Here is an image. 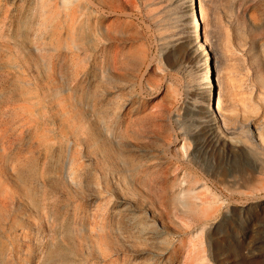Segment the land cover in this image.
I'll return each mask as SVG.
<instances>
[{"label":"rangeland","instance_id":"1","mask_svg":"<svg viewBox=\"0 0 264 264\" xmlns=\"http://www.w3.org/2000/svg\"><path fill=\"white\" fill-rule=\"evenodd\" d=\"M69 1L72 0H65L66 3ZM80 1L89 4L94 15L98 13L99 19L115 15V27L103 29L98 21H90L89 25L79 22L73 29L70 30L66 26L60 34H55L51 27L46 28L41 24V0H19L14 6L0 0V35L4 36L0 42V116L5 119L8 117L12 123V131L14 130V134L11 131L8 139L1 137L0 151L6 153V156L8 154L7 158L16 156L19 151L30 153L29 142L34 132L32 114L36 105L43 108L45 121H48L47 118L51 114L48 111L51 108L62 105L72 111L71 114L65 115L66 119L71 120V129L65 125L59 113L55 118L57 125H52V136L61 149L51 160L56 167L53 176L61 174L63 180H53L51 183L50 179L47 183L44 182L41 180L40 170L34 165L30 166L33 161L25 163L19 169L24 174L22 176L17 173L21 178H11L6 168L7 158L4 159V168L7 171L3 169L0 172V178H3V181L0 179V185L6 187L8 193L6 196H0V235L5 232L12 234L15 228L22 226L28 227L30 232L29 237L17 239L18 250L25 252V256L16 258L14 264H264V141L260 139L257 128L264 126V0H199L204 13L206 46L211 55L210 62L213 63L214 93L216 96L220 94L223 101L217 112L219 116L221 113L229 118L231 116L230 122H239L243 131L247 130L244 126L246 120H249L248 135L254 139L258 149L251 148L240 140L242 135L238 132L234 133L233 137L239 139L238 141L220 137L214 129V122L210 121L203 75L204 59L193 36L189 0ZM84 19L85 16H82L81 21ZM22 22L26 26L22 25ZM3 24L6 25L3 27ZM20 27L22 30L18 29L19 36L16 39L19 38L22 43H11L10 34L14 28ZM24 36L29 40L26 39L25 42ZM7 39L9 47L6 46ZM26 60L29 61L27 64H31L26 65ZM30 60L38 62V65ZM9 65L20 69L17 68L14 72ZM20 78H23L24 82L20 81ZM39 78L41 79L38 81ZM25 80L31 84L28 85ZM120 85L126 87L120 88ZM52 99L54 101H51ZM14 100L24 105L13 111L18 112V117L8 111L14 108L6 107L13 106ZM8 101H11V104ZM127 103L147 107L152 113L146 124L132 128L134 134L129 138L119 131L117 133V125H121L123 117L118 114ZM73 124L78 128L77 131L74 130L76 133L72 131L76 128ZM103 125L109 133L107 137L101 135ZM58 130L60 132H57ZM113 134L119 135L118 142L112 140ZM73 147L78 150L83 147L82 151L79 150L81 155L87 151L86 154L91 156L90 158L93 157L95 165L90 164L93 168L87 163L81 171V179L89 182L86 189L70 184L72 178L67 176L68 167L65 163ZM156 148H161L166 158L164 169L148 158L147 153L152 149L157 151ZM31 154L34 156L36 152ZM160 156L162 158V155ZM152 166L159 168L154 170ZM160 169L162 171L159 172ZM225 169L231 170L233 175L230 177L225 174ZM131 175L144 180L147 189L153 186V189H148L149 196L152 200L155 197L153 201L163 210L164 218L170 216L176 220L177 232L171 229L166 233H159L146 213L138 209L133 212L130 208L117 204V187L128 192L141 190L130 181ZM149 182L153 184L150 186ZM7 183L14 185L13 187H16L17 183V187L25 183L33 184L38 188L39 195L44 196V205L50 212H43L42 216H30L32 220L29 222L23 220L20 215L25 214L26 210L17 204L23 196L18 194V198L16 193L12 196L10 185H6ZM156 184L158 187H155ZM94 193L101 195V201L104 197L106 200L104 198L102 202L93 204ZM93 212H96L97 214H94L97 216ZM178 215H181L184 222L179 220ZM17 219H21V222ZM48 224L52 228L48 227ZM198 231H201L202 240L199 253L202 257L201 263L193 261V251H187L189 235ZM59 234L63 239L57 236ZM55 239H58L59 243ZM156 247H161L165 252L161 258L152 253ZM56 248L58 251L55 250L57 252L54 253ZM50 252L55 256H51Z\"/></svg>","mask_w":264,"mask_h":264},{"label":"bare ground","instance_id":"2","mask_svg":"<svg viewBox=\"0 0 264 264\" xmlns=\"http://www.w3.org/2000/svg\"><path fill=\"white\" fill-rule=\"evenodd\" d=\"M5 1V3L6 4H8V5H17V3L19 2V0H4ZM95 1V0H94ZM32 2V1H31ZM65 2V0H41V2H40V11H41V15H42V20L40 19V21H41V24L43 25V26H45L46 28H48V27H51L53 30H54V32H55V34H60L61 33V30H62V28H64V27H68V29H73L74 27H75V25L77 24V23H79V22H81L82 24H84V25H89V23H90V21H92V22H94V23H96V21H98L101 25H102V27H103V29H111V28H113V27H115V25H116V20H115V15H110V16H105L104 18H102V19H99V15H98V13L96 12V15H94V11L93 10H91V8L88 6V5H86V4H83L80 0H72V1H69L68 3H66ZM94 3V2H93ZM92 3V4H93ZM114 3H115V1H114ZM20 5H22V4H20ZM93 5H95V3L93 4ZM115 5V4H114ZM113 6V5H112ZM95 7H96V5H95ZM116 7H117V5H116ZM7 8H9V7H7ZM19 8V7H18ZM17 8V9H18ZM189 8H190V16H191V22H192V28H193V33H194V39H195V41H196V43H197V48H198V51L200 52V54L201 55H203V59H204V66H205V72H204V78H205V80H204V84H205V87H206V96L208 97V99H207V108L209 109V111H210V121H212V122H214V129L215 130H217V132L219 133V135H220V137H223V138H228L229 140L231 139V141H233V137H234V133H236V132H238V133H240L242 136V139L240 138V140H242V141H244L248 146H250L251 148H254V149H258V147H257V145H256V143L254 142V139L251 137V136H249L248 135V127H249V120H246V124H245V128H247V130H245V131H243V129H242V125L241 124H239V122L238 123H234L233 124V122L231 121L230 122V118H231V116H230V118H229V116H227V115H224L223 113H221V111L219 112V113H221L222 115L221 116H219V114H218V112H217V110L218 109H220V107L222 106V100H221V98H220V94L218 95V96H216V94L214 93V81H213V70H212V65H213V63L212 62H210V58H211V55H210V52H209V50H208V48H207V46H206V42H207V39H206V37L204 36V33H205V25H204V13H203V7L201 6V3H200V1L199 0H189ZM101 9V8H100ZM19 10V9H18ZM27 10V9H26ZM102 10V9H101ZM24 11V10H23ZM28 11V10H27ZM119 12V11H118ZM7 14H8V12H6ZM5 12H4V14H6ZM103 13V12H102ZM22 14V13H21ZM24 14V13H23ZM29 14V13H28ZM108 14V13H107ZM114 14H116V13H114ZM18 15V14H17ZM30 15V14H29ZM100 15H101V13H100ZM82 16H85V19L83 20V21H81V19H82ZM13 17V16H12ZM11 17V18H12ZM18 17V16H17ZM4 18V17H3ZM15 18V17H14ZM25 19V18H24ZM29 19V18H28ZM5 20V19H4ZM7 20V19H6ZM12 20V19H11ZM16 20V19H15ZM30 21V20H29ZM123 21V20H122ZM125 21V20H124ZM7 22V21H6ZM5 22V23H6ZM20 22V21H19ZM25 22V21H24ZM118 22V21H117ZM1 23V22H0ZM4 23V22H3ZM9 23V22H8ZM15 23V22H14ZM18 23V22H17ZM21 23V22H20ZM23 23V22H22ZM26 23H28V22H26ZM120 23H122V22H120ZM19 24V23H18ZM1 25V24H0ZM4 25H6V24H3V27H4ZM21 25V24H20ZM22 25H24V23L22 24ZM30 25V24H29ZM8 26V25H7ZM16 26V25H15ZM24 26H26V25H24ZM23 26V27H24ZM32 26V25H31ZM10 27V26H9ZM17 27V26H16ZM12 28V27H11ZM30 28V27H29ZM34 28H36V27H34ZM13 29V28H12ZM18 29L19 30H22L21 29V27L20 28H14V30L12 31V34H10V39H11V43H13L14 41L15 42H21V40L19 39V38H17L18 40H20V41H18L17 39H16V37L17 36H19V32H18ZM103 29H102V31H103ZM1 30H3V28L1 29ZM24 31H25V29H24ZM32 31V30H31ZM37 31V30H36ZM23 32V31H22ZM105 32V31H104ZM1 33V35H2V32H0ZM4 33V32H3ZM11 33V32H10ZM24 33V32H23ZM30 33V32H29ZM109 33V32H108ZM107 33V34H108ZM5 34H7V35H9L8 33H5ZM1 35H0V42L2 41V38L4 37H1ZM26 35V34H25ZM27 35H28V33H27ZM101 35V34H100ZM103 35V34H102ZM104 35H106V34H104ZM109 36H110V34H108ZM25 37V39H24V41L27 39L26 38V36H24ZM31 37V36H30ZM7 38H9V37H7ZM21 38V37H20ZM28 38H29V36H28ZM100 38V37H99ZM113 39H114V36L112 37ZM22 39V38H21ZM4 40V39H3ZM8 40V39H7ZM6 40V46L7 47H9L8 46V44H9V40L7 41ZM27 40H29V39H27ZM26 40V41H27ZM91 40H93V39H91ZM23 41V42H24ZM25 41V42H26ZM114 41V40H113ZM14 42V43H15ZM38 42V41H37ZM112 42V41H111ZM4 43V42H3ZM22 43V42H21ZM92 43H94V41L92 42ZM102 43V42H101ZM1 44V43H0ZM24 44V43H23ZM22 44V45H23ZM91 44V43H90ZM15 45V44H14ZM26 45H27V43H26ZM93 45V44H92ZM116 45V44H115ZM17 46V45H16ZM1 47V46H0ZM4 47V46H3ZM10 47H11V45H10ZM22 47V46H21ZM23 47H25L24 45H23ZM45 47V46H44ZM91 47V46H90ZM97 47H98V45H97ZM109 47H110V45H109ZM108 47V48H109ZM14 48V47H13ZM16 48V47H15ZM30 48V47H29ZM28 48V49H29ZM32 48V47H31ZM47 48V47H46ZM112 48H113V45H112ZM117 48H118V46H117ZM124 48V47H123ZM11 49V48H10ZM23 49V48H22ZM57 49V48H56ZM113 49H115V48H113ZM14 50V49H13ZM13 50H11V51H13ZM62 50V49H61ZM104 50V49H103ZM123 50V49H122ZM18 51V50H17ZM20 51V50H19ZM29 51H30V49H29ZM36 51V50H35ZM34 51V52H35ZM39 51V50H38ZM65 51V50H64ZM110 51V50H109ZM108 51V52H109ZM129 51V50H128ZM127 51V52H128ZM4 52H6V51H4ZM15 53H16V51H14ZM32 52V54H33V51H30V53ZM37 52V51H36ZM35 52V53H36ZM44 52V51H43ZM53 52V51H52ZM105 52V51H104ZM104 52H103V54H104ZM108 52L106 53V54H108ZM118 53H119V50L117 51ZM122 52V51H121ZM25 53H26V51H25ZM39 53H40V51H39ZM111 53V52H110ZM27 54H28V50H27ZM31 54V55H32ZM42 54V53H41ZM94 54V53H93ZM130 54V53H129ZM132 54V53H131ZM134 54V53H133ZM36 55V54H35ZM47 55H48V53H47ZM105 55V54H104ZM121 55V54H120ZM136 55V54H135ZM2 56V55H1ZM5 56V55H4ZM17 56V55H16ZM37 56V55H36ZM43 56H44V53H43ZM15 57V56H14ZM21 57H23V56H21ZM27 57H28V55H27ZM16 58V57H15ZM3 59V58H2ZM28 59V58H27ZM32 59V58H31ZM35 59V58H34ZM40 59V58H39ZM97 59V58H96ZM130 59V58H129ZM137 59V58H136ZM6 60V59H5ZM8 60V59H7ZM23 60H24V58H23ZM36 60V59H35ZM37 60H38V58H37ZM50 60V59H49ZM107 60V59H106ZM105 60V61H106ZM133 60V59H132ZM13 61H15V60H13ZM30 61H33V60H30ZM52 61V60H51ZM63 61V60H62ZM66 61V60H65ZM138 61V60H137ZM140 61V60H139ZM12 62V61H11ZM27 62H29V61H27L26 60V65H30L31 63H29V64H27ZM34 62V61H33ZM39 62H41V60H39ZM9 63H10V60H9ZM36 63V61L34 62V64ZM38 63V62H37ZM36 63V64H37ZM5 64V63H4ZM6 64H8V63H6ZM11 64H13V63H11ZM21 64V63H20ZM40 64V63H39ZM69 64V63H68ZM2 65V64H1ZM16 65V64H15ZM18 65V64H17ZM38 65V64H37ZM41 65V64H40ZM39 65V66H40ZM53 65V64H52ZM4 66V65H3ZM20 66V65H19ZM22 66H23V64H22ZM39 66H36V67H38L39 68ZM54 66H55V64H54ZM105 66H106V64H105ZM1 67V66H0ZM27 67V66H26ZM31 67V66H30ZM51 67V66H50ZM2 68V67H1ZM9 68H13L12 70H14V72L16 71V70H18V69H20V68H18L17 66H13V65H9ZM18 68V69H17ZM22 68H24V67H22ZM21 68V69H22ZM26 69H28V68H26ZM31 69V68H30ZM70 69V68H69ZM11 70V69H10ZM23 70V69H22ZM29 70V69H28ZM28 70H26V71H28ZM33 70V69H32ZM31 70V71H32ZM7 71V70H6ZM23 71H25V70H23ZM36 71H37V69H36ZM108 71V70H107ZM30 72V71H29ZM34 72V71H33ZM44 72V71H43ZM82 72V71H81ZM10 73V72H9ZM27 73V72H26ZM39 73V72H38ZM106 73V72H105ZM25 74V73H24ZM109 74V73H108ZM30 75V74H29ZM32 75V74H31ZM36 75V74H35ZM35 75H33V76H35ZM46 75V74H45ZM5 76V75H4ZM26 76V75H25ZM50 76V75H49ZM48 76V77H49ZM12 77V76H11ZM20 77V76H19ZM23 77V76H22ZM38 77V76H37ZM42 77V76H41ZM88 77V76H87ZM5 78V77H4ZM50 78H52V76L50 77ZM19 79V78H18ZM21 79V78H20ZM37 79V78H36ZM41 78H39L38 79V81L40 80ZM87 79V78H86ZM111 79V78H110ZM45 80H47V79H45ZM48 80H50V79H48ZM54 80V79H53ZM52 80V81H53ZM84 80V79H83ZM17 81H19V80H17ZM20 81H23L24 82V80H23V78L20 80ZM63 81V80H62ZM3 82V81H2ZM25 82L27 83L28 81H26L25 80ZM34 82H35V80H34ZM33 82V83H34ZM42 82V81H41ZM49 82V81H48ZM51 82V81H50ZM58 82V81H57ZM56 82V83H57ZM83 82V81H82ZM81 82V83H82ZM84 82H85V80H84ZM91 82V81H90ZM8 83V82H7ZM37 83V82H36ZM47 83V82H46ZM60 83V82H59ZM28 85L29 84H31V82H29V83H27ZM43 84V83H42ZM51 84H54V83H51ZM61 84V83H60ZM67 84V83H66ZM86 84V83H85ZM7 85V84H6ZM40 85V84H39ZM46 85V84H45ZM13 86H15V85H13ZM38 86V85H37ZM44 86V85H43ZM42 86V87H43ZM50 86V85H49ZM54 86V85H53ZM59 86V85H58ZM58 86H56V87H58ZM16 87V86H15ZM71 87V86H70ZM120 88H123V87H126V85H120L119 86ZM41 88V87H40ZM74 88V87H73ZM46 89V88H45ZM54 89V88H53ZM107 89V88H106ZM3 90H4V88H3ZM17 90V89H16ZM44 90V89H43ZM47 90V89H46ZM56 90H58V89H56ZM113 90V89H112ZM11 91V90H10ZM30 91V90H29ZM74 92H75V90H73ZM107 91V90H106ZM115 91V90H114ZM7 92H8V90H7ZM42 92V91H41ZM46 92V91H45ZM52 92V91H51ZM1 93V92H0ZM44 93V92H43ZM53 93V92H52ZM63 93H65V92H63ZM104 93V92H103ZM49 94V93H48ZM77 94V93H76ZM108 94V93H107ZM45 95V94H44ZM51 94H49V96H50ZM54 95V94H53ZM63 95V94H62ZM85 95V94H84ZM106 95V94H105ZM109 95H110V93H109ZM109 95H107V97L109 96ZM17 96H18V94H17ZM48 96V95H47ZM55 96V95H54ZM87 96V95H86ZM111 96V95H110ZM73 97V96H72ZM76 97L77 96H75V99H76ZM85 97V96H84ZM88 97V96H87ZM106 97V98H107ZM49 98V97H48ZM51 98V97H50ZM55 98V97H54ZM57 98V97H56ZM62 98H64V97H62ZM66 98V97H65ZM81 98V97H80ZM60 99V98H59ZM59 99H56V100H59ZM83 99V98H82ZM104 99V98H103ZM108 99H109V97H108ZM42 100V99H41ZM47 100V99H46ZM1 101V100H0ZM43 101V100H42ZM51 101H54L53 99L51 100ZM67 101V100H66ZM99 101V100H98ZM98 101H96V102H98ZM102 101V100H101ZM104 101H106V100H104ZM9 102V104H11V101H8ZM14 102H15V100H14ZM58 102H60V101H58ZM86 103V102H85ZM15 104L17 105V106H15ZM15 104L13 105V106H6V107H8V108H14V109H11V110H8V111H11L12 113H14L13 111L15 110V108L17 109V108H20L21 106H24L23 104H19V103H16L15 102ZM60 104V103H59ZM62 104V103H61ZM66 104H67V102H66ZM104 104V103H103ZM133 104V103H132ZM131 103H127L126 104V106H122L123 108H121L120 110H121V112L118 114V115H120L121 114V116H123L122 117V120H121V125L119 126V124L117 125L118 126V130H117V133H118V131L120 132V133H123V135H124V137H130V136H132L134 133H132L133 132V130H132V128H134V127H137V126H140V125H144V124H146V121H148V119L150 118V115L152 114V113H150V111L148 110V108L147 107H144V106H139V105H135V103L132 105ZM4 105V104H3ZM54 105V104H53ZM64 105V104H63ZM68 105H69V103H68ZM43 106V105H42ZM55 106H57V104L55 105ZM70 106V105H69ZM92 106V102H91V104H90V107ZM100 106V105H99ZM41 107V106H40ZM38 108L37 107V105H36V108L33 110V123L32 124H34V132H33V134H32V138H31V141L29 142L30 143V145H29V152L30 153H28V152H24V151H19L18 153H16V156H12V157H8L7 158V156H8V154H7V156H6V153L4 154V153H2V151H0V172L3 170V169H8V171H9V173L8 174H10V176H11V178H13L14 177V179H15V176L16 177H18V178H21V177H19L20 175H18L17 173H20V174H22L21 172H20V168H22L24 165H25V163H29L30 161H33V164H32V162H31V164H30V166L32 165H34L38 170H40V173H41V180H43L44 182H48L50 179H51V183H52V181L53 180H56V182H57V180H63L64 178H62V176H61V174L60 175H57L56 174V176L54 177L53 175L55 174L54 172H55V170H56V167L53 165V163H52V158L54 157V155H57L59 152H61V149L59 148V144H57L56 143V141L54 140L55 139V137H53L52 135H53V130H54V128L52 127V125H53V123H55L56 124V121H55V118H56V116H58V113L59 114H61V118L64 120L63 122L65 123V125L69 128V129H71V120L70 119H66V117H65V115H68V114H71V112H70V110L69 109H67V108H65L64 106H57V107H54V108H51V109H49V111H48V113L50 112L51 114L49 115V118H47V117H45V119L47 118V120L48 121H45V120H43V117H44V115H43V108L41 107V108ZM47 107V106H46ZM59 107V108H58ZM68 107V106H67ZM89 107V108H90ZM98 107V106H97ZM97 107H96V110H97ZM102 107V106H101ZM107 107V106H106ZM22 108V107H21ZM104 108V107H103ZM116 108H117V106H116ZM78 109V108H77ZM105 110H106V108H104ZM109 109V108H108ZM118 109V108H117ZM73 110V109H72ZM91 110V109H90ZM7 111V112H8ZM98 111H99V109H98ZM97 111V112H98ZM109 111V110H108ZM10 112V113H11ZM90 112H92V111H90ZM105 112V111H104ZM11 113V114H12ZM96 113V112H95ZM99 113H100V111H99ZM107 113V112H106ZM15 115H16V117H18V112L16 111L15 113H14ZM45 114H47V113H45ZM73 114V113H72ZM98 114V113H97ZM96 114V115H97ZM13 115V114H12ZM21 115V114H20ZM89 115V114H88ZM93 115H94V113H93ZM92 115V116H93ZM99 115V114H98ZM97 115V116H98ZM104 115H105V113H104ZM47 116V115H46ZM73 116H75V115H73ZM95 116V115H94ZM86 117V116H85ZM88 117V116H87ZM99 117V116H98ZM110 117V116H109ZM119 117V116H118ZM153 117V116H152ZM28 118V117H27ZM94 118H96V117H94ZM76 119H77V116H76ZM89 119H91V118H89ZM88 119V120H89ZM99 119H101V118H99ZM155 119V118H154ZM73 120V119H72ZM75 120V119H74ZM79 120V119H78ZM92 120V119H91ZM93 120H95V119H93ZM92 120V121H93ZM108 120V119H107ZM151 120V119H150ZM60 121V120H59ZM83 121H85V120H83ZM106 121V120H105ZM154 121V120H153ZM30 122V121H29ZM86 122V121H85ZM90 122V121H89ZM98 122V121H97ZM31 123V122H30ZM80 123V122H79ZM107 123V122H106ZM119 123V122H118ZM54 124V125H55ZM86 124V123H85ZM98 124H99V122H98ZM233 124V125H232ZM57 125V124H56ZM55 125V126H56ZM87 125H88V121H87ZM11 126H12V123L9 121V119H8V117H7V119H5V117H1L0 116V139H1V137H3V138H9V136H10V132L12 131V128H11ZM32 126V125H31ZM73 126L74 127H76V124H73ZM79 126V125H78ZM81 126V125H80ZM73 127V128H74ZM86 127V126H85ZM84 127V128H85ZM97 127V126H96ZM95 127V128H96ZM101 127V126H100ZM99 127V128H100ZM83 127H82V129H84ZM105 125H103V129H101L100 131H102L101 132V135L102 136H106L107 137V135H109V133L105 130ZM113 128H115V126L113 127ZM258 128V135H259V137H260V139H262L263 141H264V132H263V130H264V126H259V127H257ZM81 129V130H82ZM229 129H230V131H229ZM77 131L78 130V128L76 127V128H74V129H72V131L74 132V133H76L75 131ZM97 130V129H96ZM14 131V130H13ZM13 131H12V133H13ZM90 130H88V132H89ZM52 132V133H51ZM57 132H60V130H58ZM83 131H81V133H82ZM79 133V132H78ZM84 133V132H83ZM97 133H98V131H97ZM14 134V133H13ZM29 134H30V132H29ZM66 134V133H65ZM70 133L68 132V135H69ZM73 134V133H72ZM80 134V133H79ZM86 134V133H85ZM112 134V133H111ZM229 134V135H228ZM231 134V135H230ZM28 135V134H27ZM57 135V134H56ZM89 135V134H88ZM58 136V135H57ZM119 135H117V134H113L112 135V140H114V141H119L118 140V137ZM93 137V136H92ZM63 139V138H62ZM76 139V138H75ZM107 139V138H106ZM109 139H110V137H109ZM126 139V138H125ZM11 140V139H10ZM77 141H78V139H76ZM80 140V139H79ZM93 140V139H92ZM105 140V139H104ZM103 140V141H104ZM112 140H110V141H112ZM234 140H236V141H238L239 139H237V138H235ZM6 141V140H5ZM8 141V140H7ZM13 141V140H12ZM60 141V140H59ZM86 141V140H85ZM99 141V140H98ZM57 142H58V140H57ZM87 142H88V140H87ZM92 142V141H91ZM8 143V142H7ZM72 143V142H71ZM70 143V144H71ZM2 144V143H1ZM5 144H6V142H5ZM92 144V143H91ZM96 144V143H95ZM103 144H104V142H103ZM10 145V144H9ZM72 145H74V144H72ZM76 145V144H75ZM97 145V144H96ZM101 145H102V142H101ZM6 146V145H5ZM85 146V145H84ZM87 147V146H86ZM85 147V148H86ZM102 147V146H101ZM8 148V147H7ZM80 148V147H79ZM99 148V147H98ZM5 149H6V147H5ZM81 149V148H80ZM79 149V150H80ZM82 149H83V147H82ZM82 149L80 150V151H82ZM101 149V148H100ZM78 149H76L75 147H73L72 149H71V151H70V153H69V155H68V157H67V161H66V165H67V167H68V169H67V176H69V177H71L72 178V182L70 183V184H72L73 186H75V185H80V187H86V186H88V183L89 182H87V181H85V180H83V179H81V177H82V175L83 174H81L82 172V169H83V167H85L84 165H88L87 163H89V165L90 164H92V166H93V164H94V161L92 160V158H90L91 156H89V155H87L86 153H87V151H86V153L85 154H82L81 155V153H80V151H79ZM156 150L158 151H155L154 149H152L150 152H148L147 154H148V158L150 159V160H152V162H154V163H158L161 167H162V169H164V167H163V164L164 163H166V158L164 157V155H163V153L161 152V148L158 150L157 148H156ZM164 149L162 148V151H163ZM36 152V155H34L33 156V154H31V152ZM85 151V150H84ZM83 151V152H84ZM100 151V150H99ZM11 152V151H10ZM14 152V151H13ZM68 152H69V149H68ZM82 152V153H83ZM93 152H95L94 150H93ZM216 154V153H215ZM12 155V154H11ZM160 155H162V158H161V156ZM95 157V156H94ZM7 158V160H6V168H4L5 166H4V159H6ZM217 158H218V156H217ZM96 159V158H95ZM219 159H220V157H219ZM217 161V160H216ZM53 162H55V160L53 161ZM97 162H98V160H97ZM100 162V161H99ZM221 162V161H220ZM95 163H96V161H95ZM218 163H219V161H218ZM222 163V162H221ZM157 164V165H158ZM211 164V163H210ZM95 165V164H94ZM158 165V166H159ZM215 165V164H214ZM217 165V164H216ZM28 166V165H27ZM91 166V165H90ZM91 166V167H92ZM149 165H147V167H148ZM29 167V166H28ZM64 167V166H63ZM89 167V166H88ZM154 167V168H153ZM219 167V166H218ZM225 167V166H224ZM31 168V167H30ZM87 168V167H86ZM86 168L84 169L85 171H87L86 170ZM93 168V167H92ZM145 168V167H144ZM149 168V167H148ZM147 168V169H148ZM152 169H154V170H156L157 168H159V167H157V168H155V166H152L151 167ZM150 168V169H151ZM209 168V167H208ZM226 168V167H225ZM235 168V167H234ZM7 169H6V171H7ZM25 169V168H24ZM32 169V168H31ZM37 169H36V171H37ZM96 169V168H95ZM95 169H94V171H95ZM146 169V170H147ZM151 169V170H152ZM162 169H160L159 170V172L160 171H162ZM220 169V168H219ZM22 170V169H21ZM35 170V169H34ZM33 170V171H34ZM83 170V171H84ZM88 170H90L89 168H88ZM97 170V169H96ZM140 170H142V169H140ZM158 170V169H157ZM233 170V169H232ZM19 171V172H18ZM66 171V170H65ZM91 171V170H90ZM133 171H134V169H133ZM136 171V170H135ZM145 171V170H144ZM143 171V173H145ZM231 171V170H230ZM230 171H228V170H224V172H225V174H229L230 175V177L233 175L232 174V172H230ZM25 172V171H24ZM96 172V171H95ZM138 172H139V170H138ZM142 172V171H141ZM152 172V171H151ZM158 172V173H159ZM213 172V171H212ZM234 172V171H233ZM237 172V171H236ZM3 173V172H2ZM6 173V172H5ZM27 173V172H26ZM84 173V172H83ZM93 173V172H92ZM148 173V172H147ZM153 173H154V171H153ZM156 173V172H155ZM27 174H29V173H27ZM31 174H32V172H31ZM38 174V173H37ZM65 174V173H64ZM80 174H81V176H80ZM86 174V173H85ZM84 174V175H85ZM137 174V173H136ZM24 174H22V176H23ZM96 175H97V173H96ZM140 175V174H139ZM143 175V174H142ZM146 175V174H145ZM6 176H7V174H6ZM9 176V175H8ZM9 176V177H10ZM30 176H32V175H30ZM29 176V177H30ZM34 176H35V174H34ZM39 176V175H38ZM86 176V175H85ZM91 176V175H90ZM147 176V175H146ZM150 176V175H149ZM153 176V175H152ZM2 177H3V175H2ZM26 176H24V178H25ZM28 177V178H29ZM52 177V178H51ZM87 177V176H86ZM96 177H98V176H96ZM95 177V179H97ZM141 177V176H140ZM154 177V176H153ZM8 178V177H7ZM23 178V177H22ZM27 178V177H26ZM35 178V177H34ZM33 178V179H34ZM39 178V177H38ZM93 178V177H92ZM1 179V178H0ZM3 179V178H2ZM1 179V180H2ZM4 179H5V177H4ZM35 179H37V178H35ZM65 179H66V177H65ZM99 179V178H98ZM140 179V178H139ZM139 179H137L135 176H133V175H131V178H130V181L133 183V184H136L137 186H139L140 187V191H137V192H132V191H125L124 189H121L120 187H117V185H116V189H115V194H116V197H117V204L118 205H121V206H124V208H130L132 211L133 210H135V209H138V210H140V211H142V212H144V213H146L148 216H149V218H150V221L153 223V225L155 224V226H154V228L156 227V231L157 232H159V233H166L167 231H170L171 229L173 230V231H175V232H177V230H178V228L176 227V220L172 217V219H171V217L169 218H164L163 217V210L161 209V207L160 206H158L156 203H155V201H153L154 200V198L155 197H153V200L151 199V197L149 196V194H150V191L148 190V189H153V186H151V184H153V183H151L150 184V182L148 183V185L150 184V186L152 187H149L148 189H147V187H145V186H147L145 183H143L144 182V180L143 181H141V180H139ZM149 179V178H148ZM8 180V179H7ZM10 180V179H9ZM12 180V179H11ZM23 180H25V179H23ZM29 179H27V181H28ZM31 180H32V178H31ZM3 181V180H2ZM15 182H16V180H14ZM154 181V180H153ZM25 181H23V183H24ZM30 182V181H29ZM34 182V181H33ZM60 182V181H59ZM58 182V183H59ZM152 182V181H151ZM159 182V181H158ZM2 183V182H1ZM12 184L14 183V182H11ZM30 183H32V182H30ZM34 183H36V182H34ZM38 183V182H37ZM18 184V183H17ZM17 184H15V186L16 187H13L12 185H10V190L12 191V196H14L15 195V193H16V197H18V198H20L19 197V195L18 194H21L23 197V199H19L18 200V207H21V208H24L26 211H24V213L25 214H19L21 217H22V219L23 220H25V221H27V222H29V221H31L32 219H31V217L30 216H39V214L41 215V214H43V212H45V213H47L48 212V207L47 206H45L44 205V200H43V197L42 196H40L39 195V190H38V188L37 187H35V186H33V184L32 185H30V184H21L20 185V187H17ZM57 184V183H56ZM98 184V183H97ZM100 184V183H99ZM108 184V183H107ZM155 184V183H154ZM6 185H8V183L6 184ZM8 185V186H9ZM47 185V184H46ZM45 185V186H46ZM55 185V184H54ZM58 185V184H57ZM71 185V186H72ZM157 186H155V187H158V184H156ZM160 185V184H159ZM162 185V184H161ZM50 187H51V184L49 185ZM68 186V185H67ZM104 186V185H103ZM113 186V185H112ZM43 187V186H42ZM54 187V186H53ZM61 187V186H60ZM64 187V186H63ZM62 187V188H63ZM79 187V186H78ZM82 187V188H83ZM98 187V186H97ZM154 187V188H155ZM52 188V187H51ZM65 188H66V186H65ZM64 188V189H65ZM81 188V189H82ZM95 188V187H94ZM55 189H56V187H55ZM86 189V188H85ZM84 189V190H85ZM87 189H89V188H87ZM98 189V188H97ZM157 189H159V188H157ZM161 189V188H160ZM164 188H162V190H163ZM44 190H46L45 188H44ZM51 190V189H50ZM52 190H54V188L52 189ZM61 190V189H60ZM76 190V189H75ZM99 190H101L100 188H99ZM55 191V190H54ZM59 191V190H58ZM62 191H63V189H62ZM77 191V190H76ZM75 191V192H76ZM79 191V190H78ZM88 191H90V190H88ZM98 191V190H97ZM96 191V192H97ZM103 191V190H102ZM109 191V190H108ZM154 191V190H153ZM156 191V190H155ZM165 191V190H164ZM164 191H160V192H164ZM41 192V191H40ZM44 192H46V191H44ZM65 192V191H64ZM74 192V193H75ZM81 192V191H80ZM93 192V191H92ZM8 193V190L6 189V187H4V186H2V185H0V196H6V194ZM49 193V192H48ZM47 193V194H48ZM55 193H57V191L55 192ZM61 193V192H60ZM66 193V192H65ZM79 193V192H78ZM85 193V192H84ZM112 193V192H111ZM44 194V193H43ZM54 194V193H53ZM63 194V193H62ZM71 194V193H70ZM161 194V193H160ZM163 195H164V193H162ZM214 194V193H213ZM45 195H46V193H45ZM56 195V194H55ZM67 195V194H66ZM81 195V194H80ZM87 195V194H86ZM85 195V196H86ZM91 195V194H90ZM159 195V194H158ZM60 196V195H59ZM58 196V197H59ZM76 196V195H75ZM104 196V195H103ZM160 196V195H159ZM213 196V195H212ZM46 197V196H45ZM68 197V196H67ZM215 197V196H214ZM105 198V197H104ZM104 198H103V200H104ZM217 198V197H216ZM1 199V198H0ZM60 198H58V200H59ZM70 199H72V198H70ZM202 199H204V198H202ZM4 200V199H3ZM91 200V199H90ZM102 200V201H103ZM105 200H106V198H105ZM57 201V200H56ZM60 201V200H59ZM68 201H70V200H68ZM92 201H93V204L94 203H100V202H102L101 201V195H99V193H94L93 194V196H92ZM2 202V201H1ZM58 202V201H57ZM56 202V203H57ZM77 202V204H78V200L76 201ZM80 202V201H79ZM82 202V205H83V201H81ZM86 202H88V200L87 201H85V203ZM111 202V201H110ZM113 202V201H112ZM46 203V202H45ZM60 203H61V201H60ZM74 203H75V201H74ZM92 203V202H91ZM2 204V203H1ZM6 204V203H5ZM4 204V205H5ZM8 204V203H7ZM49 204V203H48ZM47 204V205H48ZM70 204V203H69ZM76 204V203H75ZM80 204V203H79ZM115 204V203H114ZM16 205V204H15ZM85 205H87V204H84V206ZM97 205V204H96ZM105 205V204H104ZM1 206V205H0ZM53 206V205H52ZM56 206H58V205H56ZM60 206V205H59ZM84 206H82V207H84ZM102 206H103V204H102ZM109 206V205H108ZM67 207V206H66ZM69 207V206H68ZM91 207H92V205H91ZM111 207V206H110ZM56 208V207H55ZM59 208V207H58ZM58 208H56V209H58ZM93 208V207H92ZM101 208V207H100ZM112 208V207H111ZM115 208V207H114ZM84 209V211H86L85 210V207L83 208ZM116 209H117V207H116ZM129 209V210H130ZM6 211H7V209H5ZM13 210V209H12ZM50 210H52V209H50ZM55 210V209H54ZM65 210H67V209H65ZM94 210V209H93ZM130 210V211H131ZM2 211V210H1ZM0 211V215L2 216V212ZM18 211V210H17ZM61 211V210H60ZM78 211V210H77ZM99 211V210H98ZM131 211V212H132ZM137 211V210H136ZM50 212V211H49ZM48 212V213H49ZM56 212V210L54 211V213ZM87 212H90V211H87ZM91 212H92V210H91ZM111 212V211H110ZM133 212H135V211H133ZM19 213V212H18ZM52 213V212H51ZM61 213V212H60ZM66 213V212H65ZM74 213H76L75 211H74ZM81 213H83V212H81ZM94 213H96V212H93V214ZM174 213H175V211H174ZM178 213V212H177ZM8 214V213H7ZM53 214V213H52ZM51 214V215H52ZM66 214H68V213H66ZM70 214H71V212H70ZM77 214H79V213H77ZM76 214V215H77ZM84 214V213H83ZM97 214V213H96ZM179 214V213H178ZM50 215V214H49ZM50 215V216H51ZM60 215V214H59ZM61 215H62V213H61ZM76 215H74L75 217H76ZM82 215V214H81ZM89 215V214H88ZM95 215V214H94ZM177 215V214H176ZM42 216V215H41ZM47 216V215H46ZM52 216H54V214L52 215ZM58 216V215H57ZM91 216H93V215H91ZM95 216H97V215H95ZM106 216V215H105ZM147 216V217H148ZM175 216V215H174ZM13 217H15V215L13 216ZM62 218H63V215L61 216ZM176 217V216H175ZM178 217H179V220L182 222L183 221V219H182V217H181V215H178ZM38 218V217H37ZM52 218H54V217H52ZM79 218V217H78ZM92 219H93V217H91ZM42 219V218H41ZM40 219V220H41ZM51 219V218H50ZM49 219V220H50ZM59 219V218H58ZM69 219V218H68ZM82 219V218H81ZM110 219V218H109ZM174 219V220H173ZM18 220V222H21V219H17ZM39 220V221H40ZM46 220H47V218H46ZM79 221H80V219H78ZM43 221V220H42ZM41 221V222H42ZM51 221V220H50ZM61 221V220H60ZM59 221V222H60ZM69 221V220H68ZM90 221V220H89ZM47 222V221H46ZM70 222V221H69ZM91 222H93V221H91ZM96 222V221H95ZM184 222V221H183ZM43 223V222H42ZM52 223H54V222H51V224ZM61 223V222H60ZM65 223V222H64ZM66 223H68V222H66ZM22 224V223H21ZM25 224V223H24ZM24 224H22V225H24ZM28 224V223H27ZM69 224V223H68ZM80 224H82V223H80ZM87 224V223H86ZM92 224V223H91ZM6 225V224H5ZM41 225V224H40ZM56 225H57V223H56ZM62 225V224H61ZM71 225V224H70ZM74 225V224H73ZM85 225V224H84ZM43 226V225H42ZM49 226H51V225H49L48 224V227ZM1 227H3V226H1ZM56 227V226H55ZM54 227V229L55 230H57L56 228L58 227H56L55 228ZM62 227V226H61ZM74 227V226H73ZM42 228V227H41ZM44 228V227H43ZM51 228H52V226H51ZM60 228V227H59ZM59 228H58V230H59ZM71 228V227H70ZM75 228V227H74ZM79 228H80V226H79ZM8 229V228H7ZM60 229H62V228H60ZM64 229V228H63ZM66 229V228H65ZM50 230V229H49ZM77 230V229H76ZM52 231V230H51ZM50 231V232H51ZM80 231V230H79ZM85 231V230H84ZM36 232V231H35ZM34 232V233H35ZM38 233H39V230L37 231ZM46 232V231H45ZM44 232V233H45ZM59 232V231H58ZM58 232H56L55 231V233H58ZM60 232H61V230H60ZM59 232V233H60ZM63 232V231H62ZM71 232V231H70ZM43 233V234H44ZM52 233H54V231L52 232ZM107 233H108V231H107ZM62 234V233H61ZM61 234H59V235H57L58 237L61 235ZM29 235H30V232H29V229H28V227H17V228H15L14 230H13V232H12V234L11 233H2L1 235H0V264H14L15 263V259L16 258H18V257H20L21 255H24L25 256V252L24 253H21L20 252V249L18 250V248H19V244H17L18 242H17V239L19 238V237H21L22 239H25L27 236L29 237ZM66 235V234H65ZM64 235V236H65ZM46 236V235H45ZM49 236V235H48ZM67 236V235H66ZM107 236V235H106ZM105 236V237H106ZM39 237V236H38ZM52 237H54V236H52ZM60 237H62V236H60ZM45 238V237H44ZM64 238H66V239H68V237H64ZM76 238V237H75ZM110 238V237H109ZM60 239V238H59ZM61 239H63V237L61 238ZM78 239H80V238H78ZM56 240V242H57V240L58 239H55ZM36 241V240H35ZM50 241H54V239L53 240H51L50 239ZM49 241V242H50ZM59 241V240H58ZM82 241V240H81ZM23 242V241H22ZM21 242V243H22ZM56 242H55V245H56ZM63 242V241H62ZM62 242H60V244L62 243ZM69 242V241H68ZM30 243V242H29ZM51 243V242H50ZM54 243V242H53ZM57 243H59V242H57ZM82 243V242H81ZM27 244V243H26ZM36 244V243H35ZM45 244H47L46 242H45ZM62 244H64V243H62ZM83 244V243H82ZM21 245V244H20ZM23 245L24 244H22V247H23ZM31 245V244H30ZM36 245H38V242H37V244ZM48 245V244H47ZM54 245V246H55ZM58 245V244H57ZM57 245H56V247H57ZM68 245V244H67ZM67 245L65 246L66 248H67ZM77 245V244H76ZM84 245V244H83ZM26 246V245H25ZM52 246V245H51ZM60 246V245H59ZM70 246V245H69ZM34 247H36V246H34ZM40 247V246H39ZM49 247H50V245H49ZM64 247V246H63ZM201 247H202V240H201V231H198L197 233H192V234H190L189 235V237H188V240H187V251H188V253L189 252H192L193 251V256H192V259H193V261H197V263H201V260H202V257L200 256V250H201ZM38 248V247H37ZM41 248V247H40ZM44 248V247H43ZM52 248H54L53 246H52ZM34 248H32V250H33ZM45 250H46V248H44ZM58 249H59V247H58ZM32 250H30V251H32ZM35 250H37V249H35ZM53 250V249H52ZM55 250H57V248L56 249H54V251ZM59 250H61V249H59ZM70 250V249H69ZM34 251V250H33ZM47 251V250H46ZM58 251V250H57ZM57 251H55L54 253H56ZM62 251V250H61ZM39 252H40V250H39ZM52 252V251H51ZM50 252V253H51ZM34 253V252H33ZM33 253H31V254H33ZM152 253H155L156 255H158V257L159 258H161L160 256H164L165 255V252L161 249V247H156V248H153V251H152ZM152 253H149V254H152ZM167 253V252H166ZM35 254V253H34ZM36 254H38V253H36ZM40 254V253H39ZM61 254V253H60ZM50 255V254H49ZM155 255V256H156ZM23 256V257H24ZM51 256H55V255H52V253H51ZM22 257V258H23ZM32 257V256H31ZM38 257H40L39 255H38ZM157 257V258H158ZM35 258V256L33 257V259ZM164 258V257H163ZM162 258V259H163ZM24 259V258H23ZM29 259H30V257H29ZM37 259V258H36ZM27 260V259H26ZM60 260V259H59ZM25 261V260H24ZM34 261V260H33ZM40 261V260H39ZM38 261V262H39ZM21 262V261H20Z\"/></svg>","mask_w":264,"mask_h":264}]
</instances>
